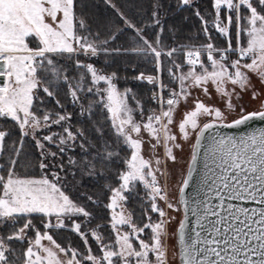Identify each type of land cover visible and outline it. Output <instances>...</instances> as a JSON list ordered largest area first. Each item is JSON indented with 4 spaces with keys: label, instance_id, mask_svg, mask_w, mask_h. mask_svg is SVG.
<instances>
[{
    "label": "snow or ice",
    "instance_id": "6c2138e0",
    "mask_svg": "<svg viewBox=\"0 0 264 264\" xmlns=\"http://www.w3.org/2000/svg\"><path fill=\"white\" fill-rule=\"evenodd\" d=\"M106 2L111 3V0ZM181 2L189 5L192 0ZM258 3L264 6V0H258ZM112 7L115 8V5ZM242 8L247 10V16L242 14ZM213 9L215 17L211 22L212 27L227 38L226 47L217 48L211 42L209 22L197 10L196 15L202 21L209 42L198 47L185 45L168 50L161 44L159 34L154 43L149 41L142 30L136 29L117 9L121 18L125 19L126 26L135 29L141 42L124 51L151 56L154 61L157 75L141 72L134 77L157 89L151 99L159 106L158 110H150L146 117L141 102L132 90L126 88L121 91L117 87L114 82L116 73L103 74L92 63L76 61V67L84 71L75 85L69 83L72 101L79 102L78 91L85 90V76H90L91 86L86 91L93 93L95 90L99 97L95 103L106 111V119L110 121L118 141L130 149V156L123 160L124 169L117 174L119 186L110 188L109 202L105 205L111 213L110 227L114 239L104 243V237L98 231L100 225H97L91 235L99 244L102 255L92 254L89 248L88 254L78 259L80 253L76 249L61 247L48 229L65 227V217H90L91 214L65 194L62 186H59L58 172L52 173V180L47 175L36 178L18 173L17 166L20 165L23 138L29 132L35 139L36 147L41 150L42 157L57 156V152L44 151V142L55 144L59 153H63L65 145L76 139L77 133L71 131L70 126L63 128V134L51 133L36 138L37 132L52 125H61L70 119V114L45 111L39 116L34 111L41 89L47 96H54L50 90L54 81L49 80V74L56 81L62 79L68 82V77L62 75V70L57 66L55 57H73L81 53L96 56L101 50L109 51L100 47L107 44L108 40L97 42L81 34L80 30H87V26L75 13V0H0V118L15 122L21 133L20 147L12 149L14 155L9 157L6 174H0V227L10 228L7 236L0 237V264H15L9 256L13 251L9 242L14 240H27L23 264H82V260L91 264H168L164 241L172 218L159 206L157 198L165 201L168 209H174L175 205L169 201L166 188L160 185L157 177V173L164 174L158 167L161 161L157 157L150 160L142 155L145 141L141 133L146 132L150 140L156 141V144L151 145L153 150L156 145L163 143L165 156L175 162L177 158L173 149L182 146L176 142L177 137L171 133L169 126L174 121V113L181 100L186 101L192 95L191 90L200 89L205 95H210L208 85L211 84L217 94L228 97L226 107L234 110L236 106L232 104L231 97L236 95L239 98L236 87L241 91L251 87L249 73L255 74L264 83V14L253 6L252 0H213ZM222 11L225 13L223 19ZM152 15L154 23L159 25L157 13L154 11ZM233 23L236 27L235 46L231 38ZM115 38L116 34L109 37L111 40ZM32 41H35V47L31 46ZM177 53L182 54L180 62L174 59ZM230 53L235 54L236 58L229 59ZM205 54L206 60L202 59ZM165 56L170 60L167 68L170 82H174L176 88H169L160 79L164 63L162 58ZM185 66L187 71H184ZM229 84L234 87L229 89ZM165 91L168 92L167 98L164 96ZM257 95L253 91V99ZM130 97L135 101V108L129 104ZM92 106L90 103V114ZM137 111L141 115L140 120L134 116ZM202 116L211 119L201 126L199 118ZM256 118L264 119V102L261 110L247 114H243L241 107V115L225 123V114L219 108L206 105L199 99L194 101L193 108L183 114L178 124L182 139L187 140L192 131L196 134V143L192 145V156L188 163V175L183 178L179 188L181 204L187 207L183 193L189 184L201 137L217 124L231 128ZM78 133L83 135L79 130ZM7 135L6 131H0V153L4 150ZM114 155L117 154L106 150L101 158L108 160ZM205 155L210 156L213 165L209 169L211 175L205 181L209 195L205 196L199 210L193 209L194 215L200 212L197 218L199 230L193 228L194 236L186 238L185 222H179L180 264H264V130L239 138L216 135ZM39 168L44 172L49 164L42 159ZM60 168L63 169L62 164ZM4 172L5 166L0 165V173ZM138 184L148 190L151 212L158 213L160 218L154 223L149 218L143 227L133 222L132 213L125 207L129 196L138 195ZM237 201L241 203H235ZM245 202L257 206L247 207L244 206ZM33 214L45 218L55 217L56 222L42 220L45 231L41 233L33 224ZM21 219L24 223L17 228L16 224ZM80 229L81 225L73 222L72 230L79 233L87 245V237ZM145 229L151 230L150 241L141 238ZM28 230L35 231L34 238L27 237ZM43 240L49 241V245H44ZM69 252L70 257L60 259L61 253Z\"/></svg>",
    "mask_w": 264,
    "mask_h": 264
},
{
    "label": "trees",
    "instance_id": "16d2710c",
    "mask_svg": "<svg viewBox=\"0 0 264 264\" xmlns=\"http://www.w3.org/2000/svg\"><path fill=\"white\" fill-rule=\"evenodd\" d=\"M253 1V0H252ZM115 5V8L112 7ZM254 5V4H253ZM119 13H123V17L135 25L136 29H141L143 35L151 42H155L157 34L160 35L161 44L165 50L173 47H180L185 45L199 46L209 42L208 37L203 31V25L201 19L196 15L197 10L200 16L204 20L208 21L209 35L211 36V42L217 48H224L227 46V38L221 36L213 27L212 21L215 17V11L213 9V0H192L189 5H183L181 0H111V3H107L106 0H75V13L77 17L83 19L87 26V30H80L81 34L89 36L90 39L99 41L108 40L107 44L100 45V47L107 48L109 51H99L96 56H85L84 54L74 55L68 57H55L57 66L62 70V75L68 77V82L61 80L56 81L54 77L49 74V80L54 81V86L50 90L54 92V96H47L41 89L38 92L39 99L35 102L34 111L39 116H42L45 111L59 112L61 114H70V119L62 122L61 125H52L50 128H45L36 133V138H41L44 135L51 133L63 134V128L69 127L71 131L77 133L76 139L70 141L68 145H65V151L59 153V149L55 144L44 142V151L57 152V156L52 158L51 156L42 157L41 150L36 147L35 139L31 132L29 135L23 138L22 152L20 155V165L17 166L18 173L22 175H29L39 178L42 175L52 180L53 172L59 173V186H62V190L66 195L73 200L79 206H83L86 211L91 215L90 217H84L83 215H71L64 218L65 227L63 228H51L48 229L49 234L61 247L68 249H76L80 256L78 259H82L83 256L88 254L90 248L92 254L96 256L102 255L100 246L97 241L92 237L91 231L97 229V225H100L98 231L104 237V243H110L114 236L110 227V210L105 205L109 202L111 195L110 188L118 187V172L124 169L123 160L130 156V149L118 141L114 131L111 128L110 121L106 119L107 113L95 102L99 100V97L93 93L86 91L87 87L91 86L90 76H85V83L83 91H78L79 102H73L69 95V83L75 85L80 79V74L84 70L76 67V61L79 60L82 63H92L103 74L116 73L115 83L117 87L123 91L126 88H130L136 99L139 100L144 109V116L148 115V112L152 109L158 110V105L152 99V93L157 89L147 82L134 79L137 75L143 72L145 75H157L154 66V61L151 56L145 57L141 54L132 52H125V49H131L136 47L141 42L136 36V31L133 28H129L125 24V19L121 18ZM157 13L160 21L159 25L154 23L152 13ZM242 14L247 16L246 9H241ZM224 11L221 12V18H224ZM235 13H233V17ZM161 28L163 31H161ZM235 23L231 27V38L233 46H235ZM116 34L114 40L109 39L110 36ZM31 46L35 47V41H32ZM119 49L120 51H115ZM235 54H229V59H235ZM163 70L159 74L160 79L164 84H167L169 88H176L177 85L174 82H170L167 68L170 66V60L168 57H163ZM177 62L182 59V54L177 53L174 57ZM202 59L206 60V54L202 56ZM185 66L184 71H187ZM104 85H101L103 87ZM165 98L168 97V92H164ZM199 99L206 105L216 107V102L213 101V97L209 95L208 101L204 100L200 96L194 97L195 101ZM59 101V105L57 104ZM92 103L91 114L89 113V104ZM129 104L135 108V101L129 98ZM240 115V113H234L232 118ZM134 116L137 120L141 119L139 111L134 112ZM207 116L199 118V122L206 120ZM55 119V116H53ZM231 119V118H230ZM100 129V131H97ZM82 132L83 135L78 133ZM0 131H6L8 135L4 140V150L0 153V165L5 166V172L0 174H6V167L9 157L14 155L12 149L14 147H20L21 145V133L18 125L10 119L0 118ZM147 147H151L153 143L149 142L146 136H142ZM59 137L57 136L56 139ZM83 145V146H81ZM152 149V147H151ZM107 151L116 153L108 160H104L101 157ZM157 154L161 161L158 166L162 172V165L166 162L165 158H161L160 148L157 147ZM98 153L100 154L98 156ZM146 159H153L155 155L146 156L142 154ZM44 159L49 164V168L42 172L39 168L41 160ZM70 161H75L71 163ZM63 165L61 170L60 165ZM183 170L184 162L182 163ZM156 167L155 163L153 164ZM182 172V171H181ZM157 177L160 185L162 186V175L157 173ZM166 179V176H165ZM167 181V180H166ZM147 191L142 185H137L136 192L138 195H131L125 205L126 209L132 213L133 222L139 227H143L144 224L149 222H157L160 218L158 213L151 212V202L147 198ZM89 197L92 199L90 200ZM157 203L164 209L162 200L157 198ZM175 209V208H174ZM174 209H168L167 214L171 217V221L167 226L168 235L165 239L166 254L168 264H175L177 259L176 241L171 240L172 221L178 216V213H174ZM147 213V214H146ZM33 224L37 229L43 233L45 231L42 220L50 219L52 223H55V217L45 218L39 214H33L31 217ZM73 222L81 225L80 231L87 237V245L80 234L72 230ZM24 223L21 219L16 227L19 228ZM176 224V223H175ZM127 231V228L124 229ZM10 233L9 227H0V237L7 236ZM35 231L28 230L27 237L34 238ZM151 230L145 229L141 238L145 241H150ZM10 247L13 249L9 254L10 260L15 264H23V252L28 247L27 240L24 241H11ZM44 245H49V241L43 240ZM138 246V244H137ZM176 254V256H175ZM71 253H61L60 259L65 260L70 257ZM153 260L154 257H151ZM82 264H91V262L82 260ZM177 264V263H176Z\"/></svg>",
    "mask_w": 264,
    "mask_h": 264
},
{
    "label": "rangeland",
    "instance_id": "374dc122",
    "mask_svg": "<svg viewBox=\"0 0 264 264\" xmlns=\"http://www.w3.org/2000/svg\"><path fill=\"white\" fill-rule=\"evenodd\" d=\"M252 2L254 4L253 6L257 7V10L260 11L262 14H264V6H260L258 3V0H253ZM243 10H245V9H243ZM246 14L248 15L247 11H246ZM249 75H250L251 87L248 88L247 90H244V91H241L239 87H236L235 90H236V92L239 93V98H237L236 95H233L231 97L232 104H234L236 106L234 110H230L226 107V101L228 100V97L220 96L219 94H217V92L215 91V89L212 87L211 84L208 85V91H209L210 95L213 97V101L215 100L214 102H216V104H217L216 108H219L222 112H224L226 120L232 118L230 116H233L234 113H240L241 114V107L243 108V113L246 111L255 110L259 107L260 99L264 96V83H261L260 79L255 74L249 73ZM233 87H234L233 85H230V84L228 85L229 89H231ZM191 91H192V95L186 101L181 100V102L179 103V105L176 108V111L174 113V121L169 126L171 133L177 137L176 142L180 143L182 146L180 149H175V148L173 149V153L177 158L176 161L174 162L165 156V149H164L163 143L156 145L154 150L151 149V147L150 148L147 147V144L144 143L143 149H142V154H145L146 156L150 157L152 155V152H153L155 157L159 158V156L156 152L157 147H158V148H160V151H161V158H163V160L165 158L166 169H165V164L162 165V173H164L162 175V179H163L162 187L166 188L169 201H171L175 205L174 213H175L176 209H177L176 213L179 212L178 216H176L174 221H172V227H173L172 231H171V240L172 241L173 240L176 241V239H175V226H176V224L175 223H177L178 218L180 216V209H179L178 202H177L178 187H179V184L182 180V177H183V174L185 171L187 159L189 156L191 142L193 140L194 133H195V131H192L191 135L189 136V138L187 140L182 139L181 134H180L179 129H178V124L181 121V119L183 118V114L186 111L191 110L193 108L194 97L200 96L201 98H204L205 101L206 100L208 101V99H209V95H205L203 93V91L200 89H193ZM253 91L258 93V95L255 99H253V97H252ZM207 119H209V118H207ZM199 123H201V122H199ZM141 135L146 136L148 138V140H150V137L148 136V134L146 132H142ZM150 141L153 144H156L155 140H150ZM183 162H184V168H183V170H181L182 171L181 172L179 170V167L182 168ZM165 176H166V179H165ZM163 204H164L163 205L164 210L165 211L168 210L167 204L165 203V201H163ZM175 245H176V243H175ZM175 252L177 253V246H176ZM175 256H176V254H175ZM176 263L178 264L177 259L175 261V264Z\"/></svg>",
    "mask_w": 264,
    "mask_h": 264
},
{
    "label": "water",
    "instance_id": "95a60500",
    "mask_svg": "<svg viewBox=\"0 0 264 264\" xmlns=\"http://www.w3.org/2000/svg\"><path fill=\"white\" fill-rule=\"evenodd\" d=\"M264 102V96L260 99L259 108L255 110L246 111L243 114H247L249 112L253 111H259L261 110V104ZM241 115V114H240ZM240 115L228 119L225 121V123L231 122L232 120L237 119ZM211 118L206 119L205 121L201 122L200 125L202 126L204 123L209 122ZM261 130H264V119L256 118L250 121H247L243 125L235 126V127H226L221 126L217 124L213 129L208 130L203 137H201L200 145L198 146V150L196 153L197 159L193 162V168L191 172V176L189 177V184L185 188V192L183 193V199L187 204V207H185L184 204H181L179 201L181 200V194L179 192V188L182 185L183 178L188 175V163L191 160L192 156V145L196 143V134L194 133L193 140L191 142L189 156L187 159L185 171L182 177V180L178 187L177 192V202L180 209V216L178 218V221L175 226V239H176V246H177V262L180 264V258H179V233L177 231L179 222L181 220H184L185 222V236L186 238L189 236H194L193 228H196V230H199V227L197 226V218L198 214L200 212L198 211L197 214H193V209H200V204L204 200L205 196L209 195L207 191V185L205 183L206 180L210 177L211 173L209 169L213 167L211 163L210 156H206L205 152L206 150L211 146L212 139L216 135H222V136H232V137H242L247 136L254 132H260ZM215 199H213V203H215ZM235 203H241V202H235ZM244 206L247 207H255L254 203L251 202H245Z\"/></svg>",
    "mask_w": 264,
    "mask_h": 264
},
{
    "label": "flooded vegetation",
    "instance_id": "af4514ba",
    "mask_svg": "<svg viewBox=\"0 0 264 264\" xmlns=\"http://www.w3.org/2000/svg\"><path fill=\"white\" fill-rule=\"evenodd\" d=\"M258 108H259V107H258ZM258 108H257V109H258ZM147 140H148V139H147ZM148 141H149V140H148ZM151 143H152V142H151Z\"/></svg>",
    "mask_w": 264,
    "mask_h": 264
}]
</instances>
